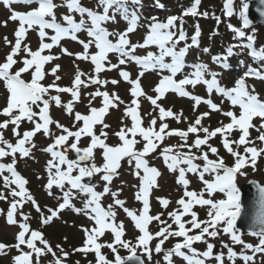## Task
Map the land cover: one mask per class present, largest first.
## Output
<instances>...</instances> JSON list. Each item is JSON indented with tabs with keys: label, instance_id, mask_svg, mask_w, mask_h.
<instances>
[{
	"label": "snow or ice",
	"instance_id": "6c2138e0",
	"mask_svg": "<svg viewBox=\"0 0 264 264\" xmlns=\"http://www.w3.org/2000/svg\"><path fill=\"white\" fill-rule=\"evenodd\" d=\"M23 3L26 5H36L29 11L20 13L12 9L13 4ZM156 6L163 8L160 0H155ZM201 0H194L191 7L185 9L181 17L169 16L166 21L161 22L156 16L147 19L146 25H141V19H145L142 14V0H95V6L90 8L83 5L82 0H0L10 11L9 19L18 21L19 26L15 30V43L11 47V51L6 55L3 63H0V81L3 82L6 89L7 103L0 110V116H4L3 122H0V159L11 157L8 164L0 163V177L3 178V186L9 189L8 195L13 199L7 211L6 222L9 225H17L20 229L16 235V243L8 246L0 243V255L6 254L5 249L8 247L15 248L19 253L14 256L13 264H33V256H35V264H41L40 258L46 254H51L52 260L50 264H63V260L67 258L68 253L64 252L59 245L62 257H58L53 248L43 238L40 231L31 230L27 223L29 217L22 216L25 222L18 223L14 218L19 207L24 203L30 202L37 213H40L41 225H48L54 218H58V214L66 208H71L76 214L83 213L89 221L92 222L91 228H82L85 239L83 247L75 249L77 252L89 253L94 252L96 264H145L142 256H146L149 261L152 260L153 249L150 243L153 240L158 242L155 244L154 251L159 254L163 252L164 264H173V256L181 258L186 264H206L207 260L214 259L216 264H224L223 254L214 255V245L208 242L206 238H216L223 234L230 237L233 244L242 245L239 253L232 247L225 244L223 247L227 249V259L231 264H235L237 259L243 261V264H255L254 257L258 253H264V186L259 183L252 182L255 189V200L251 211V223L248 226L247 235L258 239V244L253 246L242 240L239 232L237 221L247 215L246 206L242 202L241 189L237 185L238 176H246L243 171L245 167L251 166L255 170L257 158L264 153V147L257 148L254 141L249 139V129L256 128L253 120L259 118L261 121L256 131L259 133L257 140L264 144V99L256 92L254 86L246 83L248 79H255L264 82V63H260L258 67L249 65L247 70L234 82L233 87L222 86L219 80L220 72L212 71L206 63L196 62L193 64L186 63L185 57L190 48L199 47V37L201 35L199 26H196L194 34L191 36V43H185L183 47L177 50V45L183 41H187L188 37L183 30V17L203 15L207 17V13H199L198 6ZM58 8H65L67 14L61 15L59 18L56 14ZM248 0H240V7L237 11L234 8V0H224L223 14L226 17H236L240 22V27L228 25L229 30L234 33L233 39L237 41H246L230 44L224 49L223 55L212 57V62L223 70H229V58L243 53L247 50V55L251 57L254 63L264 62V45L259 48L254 47L256 42L255 32L246 34L245 29H249L253 21L249 17ZM256 11L264 22V0H258ZM78 16V19L76 18ZM180 19L181 27L177 34L173 29L176 28V21ZM217 24L220 18L216 17ZM118 20L126 23L123 31H109L107 24H116ZM7 26V21L4 22ZM139 27H146L147 31L143 37L142 43H132L129 34L134 33ZM30 30H36L39 37V46L33 51L28 45L22 48V42L26 37V33ZM48 30L53 33L48 34ZM79 33H86L87 40L79 39ZM50 42H45V41ZM70 40L82 46L83 51L80 53H69L68 50L61 46V41ZM6 45L11 41L4 38ZM155 47L158 51L153 53L149 51L146 55L138 56L134 53L138 48ZM54 47H60V51L64 55L75 56L76 60L90 61L93 67V75L87 79H81L86 74L79 70L72 81L71 87H60L55 81L61 77L56 75L60 66L56 65L51 69L50 73L44 71L46 64L58 56L51 54L42 55L47 50L49 53ZM94 47L96 51L90 53V48ZM239 49L240 53L234 51ZM23 51L25 58L19 63L22 64L15 72L12 71L14 65L18 63L17 57ZM209 53V48L202 50ZM109 54H116L118 64H113L109 60ZM170 58V62L167 59ZM127 62L135 63L140 71L136 79L130 78V73L120 70L119 66ZM240 66H244V60L239 61ZM186 68H190L184 78L176 80L178 74L184 72ZM113 69L119 70V75L123 81L131 85L129 89L132 97L130 105L125 106L124 117L131 119V127H121L116 135L120 141L119 144L113 146L106 143L108 132L105 129L110 125L104 123V117L108 114L110 108H117L118 104H123L116 93H108L100 91L99 88L89 93L91 100L101 97L100 108L91 107L89 101L88 114L84 115L79 112L74 113V104L80 100L81 87L87 88L89 85H99L101 87L119 83L117 80H102L99 74ZM155 71L160 75L158 84L152 89L156 94L155 97L147 96L141 87L140 80L146 72ZM31 79L25 81L22 78L24 73H29ZM46 74L53 75L55 80L52 84L44 86L41 81ZM204 85L209 96L213 92L223 97L221 103L227 100L232 108H238V115L234 111H224L219 105L213 103L211 99H204L188 92L185 86ZM53 90L57 95H49V91ZM175 93L179 97L188 98L194 101L193 111L201 105L208 106L211 112H219L221 115L229 118V123L223 124L213 130L202 125V120L208 117L209 112H204L196 117L194 122L189 124L187 130L170 129L169 125L164 121L166 118L174 119L177 123L181 122L183 113H174L170 108L165 109L157 101L163 99L166 93ZM59 93H67L71 99L67 103L61 102ZM144 97L152 105L153 111L158 109V116L153 117L149 121L148 127H143V119L138 111L140 104L139 98ZM55 103L56 107H62L65 114L73 115V131L68 127L54 121L49 113L50 105ZM38 109V111H34ZM151 115V113H149ZM157 119L160 124L157 129ZM23 121H28L33 127L25 130L22 134L18 131ZM82 122V123H81ZM123 123V120L121 121ZM55 124L56 129L61 134L52 133L50 126ZM80 124L79 127L77 125ZM12 125V135L16 137L15 143H11L4 139L2 130L8 129ZM101 125L99 135L95 132V126ZM167 130V131H166ZM233 131L240 133L238 139L230 140L229 136ZM42 132L45 137H53V142L42 151L50 155V159L46 163L45 171L47 172V183L44 185L45 191L52 196L51 191L55 186L63 192L62 203L53 210L49 208L47 211L50 215L45 216L36 200L26 189L28 181L24 179L16 171L17 153L21 159L30 157L32 148H35L33 137L37 133ZM203 132L201 138L199 133ZM189 134H194L196 138L191 144L187 139ZM217 135L221 138L223 148L233 157V164L227 165L222 157L218 154V149L208 142ZM179 137L182 144L180 149L187 148V152L177 150L176 146L163 148L160 155L167 170L171 173H178L176 184L183 187V196L176 201L179 208L168 213L172 224L176 225L173 230L172 224L161 220V214L150 215V193L154 188H158V178L161 172L150 167L146 159L150 154L156 152L159 144L163 142L165 137ZM82 137H89L90 142L84 148L79 147ZM137 137L140 139L138 140ZM71 139V143L69 140ZM143 141L141 149H137L136 145ZM30 145V147H26ZM236 149L243 146V153ZM201 146H207L208 151H202ZM195 148L199 155L192 152ZM102 150L103 163L97 166L95 163L96 150ZM75 153L74 159H69L68 152ZM211 153L216 159H210ZM127 160L132 167L133 175L138 178L135 199L142 204L139 214L126 207L125 201L118 198L119 192L112 191L109 185L117 176L118 169L121 167V161ZM202 161V165L196 163ZM8 173V175H3ZM75 173V175L73 174ZM193 174L199 178L203 184V188L199 191H189L190 181L186 178L187 174ZM96 175H100V179L104 182L103 191L95 190V185L90 181ZM212 177L211 180L205 179V176ZM39 178V177H38ZM87 179L88 182H85ZM15 185V188L11 186ZM67 185V190L65 186ZM86 197L83 200V207L76 208L70 201L76 198L74 191ZM223 194L222 199L214 200V194ZM111 195L112 203L105 209L101 200L106 195ZM207 196L208 198H205ZM19 199H16V198ZM186 198V199H185ZM7 196L0 192V200H6ZM159 204L163 208H167L170 201L166 198H157ZM208 206V219L201 221L198 219L197 213L193 211L194 206ZM114 208H120L126 216L131 220L139 235L136 237V243L123 239L125 234L123 222H116V211ZM184 216H190L191 219L184 221ZM156 221L163 225L153 234L149 231V225ZM190 224L191 227H186ZM193 230H199L198 234L189 235ZM106 232H110L113 240L111 243H98V240L104 236ZM169 237H180L181 242L175 243L171 248L164 250L162 246ZM37 241L43 247L37 246ZM202 242L206 244L205 251H197L193 245ZM21 246H25L29 251H24ZM117 246L127 251V256L119 255ZM107 247L113 253L114 259L108 260L102 253L101 249ZM140 250V255L137 250ZM187 250L186 252L183 250ZM252 255H247L246 252Z\"/></svg>",
	"mask_w": 264,
	"mask_h": 264
},
{
	"label": "rangeland",
	"instance_id": "374dc122",
	"mask_svg": "<svg viewBox=\"0 0 264 264\" xmlns=\"http://www.w3.org/2000/svg\"><path fill=\"white\" fill-rule=\"evenodd\" d=\"M186 1H188V0H185V2ZM238 1L239 2L236 4V6L234 5V8L236 10H237V6L240 5V0H238ZM189 2H194V0H190ZM201 2L203 3V5H202V3H200V10H199L200 13H201V7H203L204 11L202 13L206 12L208 15H207V17L200 15V17H198L199 19H204L206 21H210L214 25H218L215 18L219 17L220 23L223 26L226 25L225 23H227L228 21H225L223 19V16H221L222 0H201ZM187 7H188V5L186 6L185 9H187ZM5 21H6L5 17L0 18V55L2 53H6L8 51V49L5 48L6 44L4 42V38L7 37V39L12 42V40L15 38L14 30H15V28L16 29L18 28L17 24L12 26V25L7 23V26H4ZM198 26L202 32L201 39H203L204 42H206L204 44L208 47L215 44L214 45L215 48L217 47V49H218V51H215V53H217V54L224 53V51L221 52V50H219V49H222L221 48L222 41H223V44H225L226 40H222L217 36L211 37V38L204 36L203 33H205V31L203 30V26L201 24H198ZM231 36L232 35L227 36V38H226L227 41H229V40L231 42L234 41ZM73 51L76 52L77 50L74 49ZM77 53H80V52H77ZM56 56L59 57V59H57V62L59 63V65L62 68L60 73L63 75H69V74L76 73L77 66H78L80 71L86 73V76H87V71H89L88 76H91L94 74L93 73V67L94 66L90 63V61L76 60L74 55L73 56H69V55L63 56L61 51H58V55H56ZM249 64L251 65V63H248V65H247V63L244 62V66L247 65V67H248ZM213 66H214V64H213ZM236 66L241 67L239 62L236 64ZM214 67H216V66H214ZM123 68L124 67L119 66L120 70H122ZM123 70H125V69H123ZM118 72H119L118 69H115V70L113 69L111 71H105V72H102L99 74V78L102 80H108V81L117 80V81H119V83H121L119 80ZM130 75H131V79L134 80V79H136L138 72H131ZM231 75H232V73H230V75L223 74L222 76H220L219 80H220L221 85H226L227 87H232L233 85L231 83L233 82L234 79H231V77H230ZM232 76H235V74ZM148 79H150V78L149 77H143V78H141L140 83L143 86L145 85L147 87L146 81H148ZM252 80H255V79H252ZM151 81H153V80L151 79ZM122 83H125V82L122 80ZM119 85H120V89L122 88V90H123L125 88V84H122V85L119 84ZM107 86L110 87V86H112V84L109 83V84H107ZM154 86H155V84H153V86L151 88L149 86L147 87V89L150 93H151V89H153ZM255 88H258V87H255ZM190 93L193 95L199 96V97H203L202 96L203 94L201 92L192 91ZM124 94L128 95V93H126L125 89H124ZM212 94H214V92ZM128 97H130V96H128ZM204 99H211L213 101V103H216L217 105H219L224 111L230 110V109L226 108V105H227L226 100H224V102L221 103V100L224 99L221 96H220V98L214 99V98L206 95L204 97ZM158 102L166 110L170 108L174 113H180V112L183 113V116L181 117L180 123H177L174 119H170V118H166V120L164 121L168 125L173 126L174 128H180L181 130H187L189 124L194 122L196 117L198 115L204 113V112H209V115L204 120H202V125L204 127H208L210 131L217 128V127H220L221 122H223V124H227L230 122L229 119H226V120L222 119L221 117L224 118V116L221 115V113L211 112L208 107H205L206 106L205 104L199 105L196 108V110L193 111L192 105H193L194 101H192V100L179 99V101H178V100H175L173 96L172 97H166L165 96L163 99L159 100ZM96 105H97V103L95 104V106ZM99 105H100V103L98 102V106ZM83 106L84 105H79L77 109L74 108V113L75 112L80 113ZM202 106H204L205 108ZM145 109H146L145 111H147L146 115L150 116V119L158 116V109L156 111H153L152 105L150 103H148V105H147V107H145ZM61 112H62V114H60V117H59V119L61 120V124L64 125L65 127H68L69 129L75 131L76 129L73 128V126H72L73 120H74V114L73 115H67V114H65L64 110ZM149 113H151V115H149ZM124 119H125V117H124ZM128 121H130V120H128ZM260 123H261V121L258 118L253 120V124H255L256 128L259 127ZM106 124H108L107 121H106ZM109 125H110L109 128L115 127V126L111 127L112 126L111 123H109ZM256 128L255 129H253V128L249 129V133H250L249 138L251 136H254L253 141L255 143H254V145H248V146H255L257 148H261V147H264V144H261V142L256 139L257 136L259 135V133L256 131ZM239 135H240V133L238 131H233L232 134L229 136V139L230 140H236V139H238ZM199 136L201 138H203L204 133L200 132ZM176 138H178V140H179L178 144L177 143L165 144L164 142H161V144L159 145V147L160 146L161 147L159 148L160 150L157 154L159 155L161 153V151L163 150V148L169 147V146H176L177 150L187 152V148L180 149L178 147L180 144H182V141L180 140L179 137H176ZM195 138H196V136L194 134H189L188 139H187L188 144H191ZM250 140H251V138H250ZM43 141H44V139L35 140V142H34V143H36L35 146H37L38 144H43L44 143ZM209 142L212 143L213 147H216L218 149V154L220 157H222L224 159L225 163L227 165L231 166L234 162L233 157L229 153H227V151L223 148V145L221 144L220 136L217 135L215 138L209 140ZM233 148L235 150L243 153V146H241L239 149H236L235 145H233ZM33 149L34 148H32V150H31L30 157H25L24 158L25 160H23V161L17 159V163H18L17 167H19V169L24 174H26L30 178V180L32 179L31 186L33 187L34 191H30V194L33 196V198L36 199V202L39 205L41 212H43V214L45 216H47V215H50V213L47 211L48 210L47 208L53 209V206L56 204V202L52 201L53 197L47 196V191H45V189H44V182L42 180V175H43V170L45 169V164H46L45 163V157H43V155H41V154L37 155V152H35ZM201 150H203L202 147H201ZM204 151H206V150H204ZM192 152L193 153L197 152L199 154V152L197 150L192 149ZM209 154H211V153L209 152ZM209 158L210 159H216L215 156H211V155H209ZM162 159H163V157L161 155H159L158 157L155 156L152 159L155 164L159 163V165H160L159 169L161 168L160 170L165 169V166L162 165ZM257 163H256L257 165L255 166V170H253L252 167L250 168V170H245L246 168L243 169V171L245 170L244 172H246L247 175L246 176H238V178H237V183H238L237 185L238 186L241 185L242 183L247 182V180H249V179H255V180L259 181L261 183V185H264V153H262L261 156H259L257 158ZM199 164L202 165V163H200V162H199ZM96 165L97 166L101 165V162L99 161V159H98V162H96ZM156 168H158V167L156 166ZM165 170H166V173L168 175L166 174L167 176H165L164 174H162L160 176L161 178L159 179V182L161 180L162 181H166V180L171 181V183H169V184L166 183V185L164 186V189H166V193L169 195H172L175 193L177 195H180L181 193H183L184 189L183 188L179 189V186L175 183L177 173H171L167 169H165ZM124 171H126V169ZM187 175H188V180L190 181L189 188L191 186H194V185H196V187H197L196 189L201 190L203 188V184L201 183L200 180H199V182L195 183L193 174L189 173ZM205 179L209 180L210 176L206 175ZM130 181H131L130 178L128 176H126L125 172L123 173V171H122L118 181L115 182L113 189H122L124 191V194H122L121 198L126 203H128L127 204L128 206L129 205L134 206V202H133L134 201L133 197H135V192H133L135 189L134 185L132 186V191H130L131 192L130 194H126V191H125L126 188L131 186ZM162 181H161V183H162ZM197 184H199L200 186ZM168 186L172 190H174V192H171L169 190ZM11 187L15 188V185H12ZM0 192H3L7 196L8 200L13 199L10 195H8L9 189L4 188L2 177H0ZM16 199H19V198L17 197ZM178 199H179L178 197H175L173 199L174 203ZM8 200L6 201L4 207L0 208V211H1L0 213L2 215L0 219L7 218V211H8L7 207L10 206V203L7 204L8 202H10ZM173 200L171 201V204H173ZM28 203H30V202H28ZM171 207H172L170 209L171 211H167L168 209L167 210L159 209L161 215L163 214V215L167 216L166 218H162V219L164 221H166L168 224H172V220L169 218L168 213H170L174 210H177L179 208V205L175 204V205H172ZM27 208H29L31 211L26 209L24 211V213L26 214V216L31 214V220L30 221H32L33 228H34L33 230H35L37 224L41 225V223L38 222V220H40V213H37L35 208H33L32 206L27 207ZM193 211H195L197 213L199 220L204 221V220L208 219V216H207L208 210L207 209H204L201 206L197 205V206H194ZM17 212H16V214H17ZM154 216H155V214H154ZM16 217H18V216H16ZM184 217H185L184 221H188L191 219L190 216H184ZM15 219L18 220L17 218H15ZM3 220L5 221V219H3ZM23 222L24 221H22V220H18V223H23ZM5 223H6V221H5ZM60 223L61 222L58 220H56L55 223H52L54 229L52 227H50L51 226L50 224H48L47 225L48 227L45 226V229L47 231H43V228L41 225V226H39L40 227L39 231L41 230V231L46 233V234L44 233L45 236H43V238L49 243V245H50V243L52 244V246L54 248L51 245L50 246L53 248V251L57 254L58 257H62V253L60 251V248H62V247L57 248V245H59V246L62 245L63 247L64 246L67 247V248H65V247L62 248L64 250V252L68 253L67 258L63 260V264H68V262H71L72 264H84L83 258H81L80 260L76 259L74 254L77 253V251H75V249H77V248H76L75 244L72 243L75 241L74 239H77L79 236H81L83 234L79 230H78V232H79V234H78L76 232V229L74 226L71 229H69V227L67 228V227L61 226L62 224L60 225ZM186 227L190 228L191 225L186 224ZM172 228L176 229V225L172 224ZM48 229L51 233H48ZM19 230L20 229H19L18 225H9L8 223L4 224L0 220V233L2 234V236H0V243H3V244L8 245V246L14 245L15 244L14 240H16L15 237L18 234ZM124 231L126 232L127 241H130L131 243L136 241V237L139 235V232L137 230L133 229V227L127 228L125 226ZM198 231L199 230H193L192 232L189 233V235L198 234ZM103 237L106 239V242H109L111 240L112 235L110 234V232H106ZM175 239H177V238H175ZM175 239L173 240L171 246L174 245ZM178 239L180 240L179 242L182 241V238L179 237ZM207 239H208V242H210L214 245V247H218L219 245L227 244L231 247H234V249L237 250V253H239L242 249V245L233 244L230 237L223 235V234L219 235L218 237H216L214 239L213 238H207ZM242 240L246 243L252 244L253 246L258 244V239L255 237H244V238H242ZM175 243H177V242H175ZM81 244H82V241H81ZM38 247H43V245H39ZM193 247H195V249L197 251H200V252L206 250V244L202 243V242H198V243L194 244ZM22 248L24 249V251H28L25 246H22ZM56 248H57V250H56ZM117 248H118L119 254L122 257L128 255L126 250H124V249L122 250L118 246H117ZM183 251L186 252L187 250L185 249ZM5 252H6V254L0 255V264H13L12 258L14 256L18 255L16 249L12 248V247H8L5 249ZM87 254H88L87 255L88 257L85 258V264H96V260L92 256L93 255L92 252H89ZM122 254H124V255H122ZM246 254L252 255V253L250 251L246 252ZM103 255L106 256V258L110 261L114 259V256L112 258H109V257H107V255H105V254H103ZM138 255H140V253H138ZM223 256H224V264H231V262H229L227 259V254L224 253ZM142 258L144 259L145 264H164L163 254L162 255H158V254L155 255L154 253H152V260L151 261H149L147 259V257H142ZM51 260H52L51 254H46L40 258L41 264H50ZM33 261L35 263V261H36L35 256H33ZM254 261H255V264H264V256L262 255V253L256 254V256L254 257ZM173 264H186V262L183 261L182 259L180 260L177 257L173 256ZM206 264H216V261L214 259H210V260L206 261ZM235 264H243V261L237 259L235 261Z\"/></svg>",
	"mask_w": 264,
	"mask_h": 264
},
{
	"label": "water",
	"instance_id": "95a60500",
	"mask_svg": "<svg viewBox=\"0 0 264 264\" xmlns=\"http://www.w3.org/2000/svg\"><path fill=\"white\" fill-rule=\"evenodd\" d=\"M249 8V17L253 21V24L264 26V22L261 21L256 8L258 6V0H248ZM242 202L246 206L247 215L244 216L241 220H238V229L241 233H247L248 226L251 223V211L255 200V189L253 183H249L247 186L243 187L241 190Z\"/></svg>",
	"mask_w": 264,
	"mask_h": 264
}]
</instances>
